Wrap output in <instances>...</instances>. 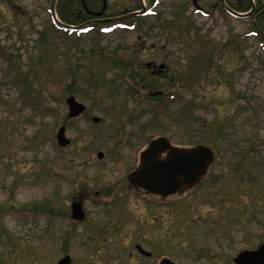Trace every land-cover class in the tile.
Listing matches in <instances>:
<instances>
[{
    "label": "rangeland",
    "instance_id": "374dc122",
    "mask_svg": "<svg viewBox=\"0 0 264 264\" xmlns=\"http://www.w3.org/2000/svg\"><path fill=\"white\" fill-rule=\"evenodd\" d=\"M106 1L105 18L147 7ZM54 2L0 0V264H57L65 254L71 264H143L129 256L135 243L180 264H232L256 249L264 242L261 17L262 37L252 13L230 15L220 0H198L202 11L192 0H159L134 29L112 18L63 33ZM250 2L264 9V0ZM70 95L85 105L74 119ZM62 125L65 147L55 138ZM158 136L215 155L196 186L166 200L126 180ZM75 200L82 221L70 217Z\"/></svg>",
    "mask_w": 264,
    "mask_h": 264
},
{
    "label": "water",
    "instance_id": "95a60500",
    "mask_svg": "<svg viewBox=\"0 0 264 264\" xmlns=\"http://www.w3.org/2000/svg\"><path fill=\"white\" fill-rule=\"evenodd\" d=\"M103 2L102 9L93 13L94 15L103 13L106 1L103 0ZM66 104L68 117L75 118L85 110V105L77 102L73 96L66 98ZM93 121L98 122L99 118L93 117ZM56 139L59 146L70 143L65 136L64 126L58 128ZM163 153H165L164 156H162ZM97 157L102 158L103 153L98 152ZM213 160V150L204 144L180 148L172 145L167 138L160 136L150 140L140 152L138 165L128 173L127 180L133 187L166 197L184 188L192 187L207 173ZM70 209L72 219H84L85 213L79 201H73ZM139 249L144 252L142 248L139 247ZM70 262V256L65 255L58 264H70ZM161 264L175 263L164 259ZM234 264H264V243L256 249L239 252L234 258Z\"/></svg>",
    "mask_w": 264,
    "mask_h": 264
},
{
    "label": "trees",
    "instance_id": "16d2710c",
    "mask_svg": "<svg viewBox=\"0 0 264 264\" xmlns=\"http://www.w3.org/2000/svg\"><path fill=\"white\" fill-rule=\"evenodd\" d=\"M158 2H159V0H146V3H147L146 13L150 12L151 9L154 8L158 4ZM257 2L259 3L260 0H257ZM227 3L231 9L236 10V11L246 12L251 8L250 0H227ZM82 4L85 5L86 10H88V11H97L102 7V0H57L55 8H56V12L59 15L60 20L62 22L66 23V24L79 25L82 22H84L85 20L88 21L90 18H92V16H90L89 13H87V11H85L83 9ZM257 5H256V8L258 7ZM137 6H138L137 8L130 9V10H127L125 12L123 11V12L117 13L116 15H109V16H112V18H114L117 16L128 14L129 12H132L133 10H139L140 8H142L141 5L137 4ZM218 9L222 10V11L224 10L229 14V11L226 10V8L222 5L220 7H218ZM260 10H262L261 7H259V10H255L252 13L253 16L255 14H257V12ZM141 16H142V14H135L132 16L124 17L122 19H116L114 21V23H112V24H113V26H116V27H122L125 30L134 29L138 26V24H139L138 19H140ZM104 17H106V16H104ZM260 17H261V20L264 22V14H259L257 16L256 21ZM256 21H255V23H256ZM102 23H104V22H96V23L87 25L82 30H86V29H90V28H91L90 30H93L95 27H98L96 25H99ZM252 26H255L254 27L255 34H260L259 29L257 28L256 24H253V22H252ZM88 27H90V28H88ZM56 28L58 30L62 31L63 33H65L66 31L67 32L70 31L68 33H72V31L80 33V31H82V30H75V29H69L68 30L67 28H63L62 26L61 27L57 26ZM259 36H261V35H259ZM160 95H162V94H160ZM166 96H167L168 100H171V98H173V100H175L176 94L172 93V94H168Z\"/></svg>",
    "mask_w": 264,
    "mask_h": 264
},
{
    "label": "flooded vegetation",
    "instance_id": "af4514ba",
    "mask_svg": "<svg viewBox=\"0 0 264 264\" xmlns=\"http://www.w3.org/2000/svg\"><path fill=\"white\" fill-rule=\"evenodd\" d=\"M55 6H56V3L54 2V6H53V10L54 11H55ZM82 7H83V9L85 11H87L84 4H82ZM95 18L96 17H94V18L92 17L88 21L85 20L84 23L92 22V21H94ZM95 21H97V19ZM92 23H96V22H92ZM151 67H153V66H151ZM137 190H139V189H137ZM188 190H190V189L183 190V191H181L179 193H176V194H174V195H172L170 197H175L177 195L180 196V195H182V193H184V192H186ZM148 195L155 196V197L159 198L160 200H166L168 198V197L162 198L160 196H156V195H152V194H148ZM138 246H141V245L138 244V243H135L134 244V248H133V252L134 253H132L131 251L129 252V256L132 259H135L137 262H143V264H161V262L164 259H169L175 264H180L177 261H175L172 257H170L168 254L160 253L159 251H157L158 253L155 254V253H153L152 250L151 251H147L146 249H144L146 251V253H143L142 251L139 250ZM233 259H232V264H233Z\"/></svg>",
    "mask_w": 264,
    "mask_h": 264
}]
</instances>
